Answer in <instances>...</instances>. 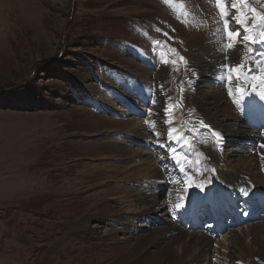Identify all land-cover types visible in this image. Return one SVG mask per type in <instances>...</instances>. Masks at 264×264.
Wrapping results in <instances>:
<instances>
[{
	"label": "rangeland",
	"instance_id": "obj_1",
	"mask_svg": "<svg viewBox=\"0 0 264 264\" xmlns=\"http://www.w3.org/2000/svg\"><path fill=\"white\" fill-rule=\"evenodd\" d=\"M165 1L173 0H0V264H87L90 255L99 253L100 248L108 253L117 248L118 238H124L117 227L130 226V231L143 215L142 210H134V197L123 193L125 185L132 181L122 183L104 171L106 165L122 164L119 160L128 157L115 146H125L133 140L123 137L126 131L119 128L91 127L87 118L89 114L105 118L104 105L113 113L120 110L119 91L134 86L127 88L131 82L120 81L125 79L115 77L114 73L123 77L142 76L144 62L139 52L146 50L148 44L167 48L175 57L181 55L177 57L181 63L174 74L177 79L174 86H180L183 94L184 111L180 117L188 120L194 113L195 105L185 101V86L188 88L194 61L190 55L192 40L195 31L201 33L204 29L193 25L190 0H185V16L183 0L174 4ZM215 2L217 6L222 4ZM129 45L133 48L127 49ZM167 55L162 54L163 59L170 56ZM168 62L175 60L169 57ZM183 78L188 81L184 87ZM101 79L104 84L100 83ZM102 85L112 88L107 92ZM157 90L160 91L159 86ZM91 94L95 104L88 105ZM112 94L117 101L109 99ZM157 95H153L154 101L158 100ZM102 96H108L107 100ZM174 97L179 109L178 95L175 93ZM175 113L177 118L180 114ZM129 114H139L143 121L148 119L146 112ZM113 117L109 115L115 122L123 120ZM157 127L153 129L161 128ZM162 130L161 135L168 134ZM185 131L190 139L192 134ZM163 138L166 136L160 140ZM102 147L110 149L106 151ZM131 148L135 152L137 147ZM173 149L159 152V162L152 159L153 162L162 164L161 156L168 158ZM232 154L229 159L234 158ZM95 166L101 175L92 177L97 173ZM164 169L170 173L173 170ZM92 170L93 174L84 179L81 173ZM163 175L167 181L164 172ZM183 180L182 177L177 184ZM136 183L149 186L153 194L166 201L168 197L169 203L176 201L179 187L169 188L168 193L159 189L162 187L159 182L137 180ZM85 199L87 204L83 203ZM80 202L90 207L88 215L93 213L91 206L98 202L110 209L102 215L90 216L84 229L72 231L69 227L76 218L69 213L82 205ZM177 204L170 205L173 213ZM113 230L118 234L114 236ZM70 238L72 251L68 252L64 246ZM139 245L134 242L132 247L136 246L137 250L125 249V253L135 250L136 255L133 253L135 257L131 261L120 264H136L135 258L143 260L147 248ZM164 249L168 253V248ZM244 249L246 244H240L230 258L234 264ZM217 253L215 249L211 252L213 264H228L224 260L227 257ZM120 257L114 256L101 264H114Z\"/></svg>",
	"mask_w": 264,
	"mask_h": 264
},
{
	"label": "bare ground",
	"instance_id": "obj_2",
	"mask_svg": "<svg viewBox=\"0 0 264 264\" xmlns=\"http://www.w3.org/2000/svg\"><path fill=\"white\" fill-rule=\"evenodd\" d=\"M190 1L192 2V5H189L190 10L194 15L193 25L203 28L204 31L201 33L195 31V37L192 40L193 50H190L194 61L189 71L190 82L185 89L186 95L191 93L194 102L190 100V97L187 101L189 105H195V111L188 120L181 117L178 120L175 113L177 111L182 114L184 111L181 104L183 94L179 91L181 87L174 86L177 80L174 77L177 71V56H169L175 62L161 60L162 51L153 44H148L149 47L146 50L139 52L140 60L144 62V69H141L142 76H133L125 81L120 80L131 82L127 88L134 86L137 90L134 98L137 94L141 96L131 102V100L122 99L117 101L112 94L109 99L113 98L111 101L114 99L117 101L118 109H120L118 112L113 113L104 105V109L107 110L103 115L105 118L91 116V114L87 118L91 127L119 128L122 132L126 131L122 133L123 137L144 146V151L136 148L135 152L131 144L115 146L119 153L123 155L126 153L125 156L128 157L118 159L123 162L122 164L115 163L104 167V171L107 175L111 174L112 178L116 177L122 183L132 181L128 182L122 191L129 197H134V210H142L143 215L137 218L139 221L131 226L130 231V226L121 224L117 227L118 231L124 235L123 239L118 238L117 248H112L113 250L109 253L100 248L99 253L92 254L89 260H85L87 264H101L103 261L113 259L114 256H121L114 264L128 263L133 256L135 257V250L131 249L133 252L129 253H125L124 250L130 248L137 250L136 246L132 247L134 242L139 243V247L147 248L146 254H143V260L135 258L136 264H163V259L165 264H213L211 252L214 249L219 252L217 256H225L227 259L224 260H227L228 264H234L230 258L239 250L240 244H246V249L238 255L236 264H264V217L262 215L258 219H253L252 223L244 224V227L228 228L227 234L218 241L219 235L213 236L212 233L210 235L202 229L187 230L181 227L177 221L178 218L168 209L166 198L153 194L149 186H140L136 183L137 180L141 182L150 180L155 184L159 182L165 188L167 181L164 180L162 171L163 168L170 167L173 169L171 173L184 178L180 184H173L170 188L179 187L175 193V199L180 202L179 205L182 208L189 207L191 201L196 202L194 201L196 194H198L196 198L198 201L207 198L219 199V196L223 195H228L236 201L246 192L264 200V176L260 172L263 171L262 168L264 169V129L247 127L238 114L241 100L246 94L259 96L257 99L264 102V0H221V6L215 4L216 0ZM243 5L254 11H257L254 7L257 6L260 14H256L250 22L243 12ZM229 32H236L238 35L229 37ZM248 45L253 46L252 54L249 56H247ZM173 46L169 43V47L173 48ZM245 61L249 62L248 66L245 65ZM243 82H246L247 86H244ZM158 86L160 91L157 90ZM175 93L180 101L179 110L174 105ZM154 94L159 97L157 101L153 100ZM91 97L87 100L88 105L95 104L93 95ZM102 98L107 100L108 96H102ZM110 108L112 106H109ZM83 112L85 113L86 110ZM129 112H146L148 119L142 124L140 118L130 115ZM118 114L124 118L123 120L129 121L115 122L109 118V115L117 116ZM157 126L168 131L167 142L171 145L170 152L174 147L172 155L168 158L161 156L162 164L160 165L150 158L154 142L150 128ZM182 127L184 130L181 129ZM185 129L192 134L190 139H187L189 133ZM180 134L186 135V138L178 139ZM115 141L119 140L115 138ZM102 149L107 151L110 147H102ZM232 153L234 158L229 159ZM94 168L96 170L97 167ZM81 174L85 179L93 174V170ZM96 174L100 176L101 170L97 168V173H94L92 177ZM109 178L111 177L108 176ZM143 189L148 190V193H145ZM165 196L167 197V194ZM86 201L88 199H85L83 203ZM83 203L76 210L73 209L72 213L70 209L68 211L69 215L76 218L69 227L72 231L78 232L84 229L90 216L102 215L110 209L98 202L91 206L93 213L88 215L90 207L85 206L88 202ZM154 218L159 222H153ZM214 227L219 233L217 223ZM115 234L117 235L118 232L114 231V236ZM70 240L64 246L68 252L72 251L73 240L71 238ZM165 247L168 248V253L165 252Z\"/></svg>",
	"mask_w": 264,
	"mask_h": 264
},
{
	"label": "snow or ice",
	"instance_id": "obj_3",
	"mask_svg": "<svg viewBox=\"0 0 264 264\" xmlns=\"http://www.w3.org/2000/svg\"><path fill=\"white\" fill-rule=\"evenodd\" d=\"M220 2H221V0H217V4H219ZM228 35H229V37H232V36L238 35V33H236V32H229ZM229 47H231V45H229Z\"/></svg>",
	"mask_w": 264,
	"mask_h": 264
}]
</instances>
